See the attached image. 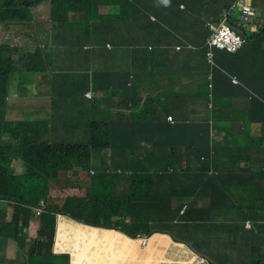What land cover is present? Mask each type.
<instances>
[{
	"label": "clouds",
	"instance_id": "9594fccd",
	"mask_svg": "<svg viewBox=\"0 0 264 264\" xmlns=\"http://www.w3.org/2000/svg\"><path fill=\"white\" fill-rule=\"evenodd\" d=\"M28 1L18 19L0 0V50L19 70L5 93L7 122L44 124L36 140L49 143L58 123L70 125L77 139H63L67 147L89 143L95 124L102 142L119 130L93 160L98 169L50 163L44 186L22 187L28 168L15 161L18 191L0 192V223L18 229L1 244L14 264H43L33 253L62 258L57 264H264V95L229 59L250 40L264 46V0H71L69 17L54 16L62 11L54 0ZM176 20L197 28L171 37L166 23ZM217 52L228 59L218 61ZM200 84L205 97L189 89ZM153 114L164 119L156 125ZM135 115L147 129L125 130ZM104 171L112 206L97 225L58 211L69 197L88 200L86 173ZM31 189L35 200L21 196Z\"/></svg>",
	"mask_w": 264,
	"mask_h": 264
},
{
	"label": "trees",
	"instance_id": "16d2710c",
	"mask_svg": "<svg viewBox=\"0 0 264 264\" xmlns=\"http://www.w3.org/2000/svg\"><path fill=\"white\" fill-rule=\"evenodd\" d=\"M12 1L13 0H9L8 6H15V8L18 9V13L21 15L18 19H21L22 15L28 11H23L20 9L24 7H31L30 1L20 0L17 3H13ZM43 1L44 0H33L35 4L41 3ZM70 1L71 0H54L56 6H62V11L56 10L54 16L56 17L57 15L61 14L64 17H69L71 10L68 7L64 8V6H72L68 4ZM95 3L97 4L96 0H86V3H83L79 6H94ZM76 13L80 14L79 9H76ZM81 18L84 19V17ZM169 26L170 23H166L167 33L169 36L174 37V34L168 30ZM206 35L207 31L203 27V36L205 37ZM253 43L254 42H251L250 40L242 52L239 53L238 57L229 56L230 60L239 61L240 63L237 67H232L231 71L233 73H239L241 70H244V75H247L250 72V90L252 89L251 91H253L256 89L258 94L264 95V46L260 45V43ZM217 53L218 61H225L228 59L225 53ZM30 61L31 63L36 64V69L40 68L38 57H32ZM11 64L13 63L8 60L4 54V51L0 50V192L10 196L14 194V190L18 191L19 179H21V177L14 176L10 170H12V166L15 161L18 159L20 160V158L24 160L28 168V172L24 177L29 181H25L23 184H21L24 188H26V186H32V182L44 186V168L45 166H50V163L56 164V167L68 172L71 171L73 165L80 166L88 172H90L89 170L98 169V167L93 164V160L96 158L98 151H107V145L113 143L112 141L118 134L119 129L113 127L109 134H113L115 129V135H111L110 138L105 137V141L102 142L101 139H99L96 131L97 124H95V127L92 128L93 136L89 143H79L77 145H71L67 147L65 146L66 144L60 143L63 139H69L71 137L73 138V141L77 139V135H74L70 125L58 123L53 131V143H49L51 141L48 140L46 142L43 141L42 138L40 141L36 140V132L38 130H42L43 133L45 132V125L42 123L23 121L11 122L9 124L5 117L7 107V95L5 93L8 83L10 84L12 79L15 78L13 76L15 71L19 72V70L15 69ZM28 68L33 70L32 67ZM238 75L241 76L240 74ZM260 98L261 101L264 102V96H260ZM158 112L164 114L162 110ZM258 116L264 124V110L258 113ZM163 119L164 118H162L161 114H153L151 117V121L156 125H158ZM136 120L137 123L133 124L132 122ZM127 122L128 126L125 130L139 127L147 129L146 125H144L142 122L141 116L135 115ZM108 125L111 124L108 123ZM58 129L63 134H67L69 132L68 130L71 129L72 133L69 136H63L58 133ZM201 129L205 133V136L202 138V142L205 143L207 138L206 125L202 124ZM66 150V154H63V152ZM66 155L70 156V160L65 159ZM119 161L120 157L114 156L113 154L110 163L112 169H118L120 166ZM46 174L50 175V169H48ZM86 174L87 175H85V177L87 176V178H90V193L88 195L89 199L86 200L81 199L82 197H69L66 199L64 204L60 205V209L58 208V211L62 212V214L73 216L76 219H81L89 224L97 225L104 216L103 214L107 212V204L112 206V203L110 202L104 188L108 182V179L111 180L112 177L110 174H107L106 171L102 172L101 174H97V176L94 177L91 176V173ZM148 179L150 180L152 178L148 177ZM86 181L89 183L88 179H86ZM1 193L0 196H2ZM25 194H30L28 196L29 201L35 200V197H31L32 189L23 192L21 196L23 197ZM155 204H159V206L164 209V213L169 214L165 206V201H156ZM167 219L171 220L170 218ZM4 230H6L8 236L4 234ZM17 230L18 229L14 226L2 227V224L0 223V264H14V260L9 255V249L1 246V244H3V242L9 243L11 240L10 237L17 239ZM126 233L134 236L129 228L126 230ZM49 243L50 246L54 245V241L52 239ZM36 259L41 261L43 264H57L62 260V258H51L50 256L44 254L40 257L39 254L33 253L32 260L35 261Z\"/></svg>",
	"mask_w": 264,
	"mask_h": 264
},
{
	"label": "rangeland",
	"instance_id": "374dc122",
	"mask_svg": "<svg viewBox=\"0 0 264 264\" xmlns=\"http://www.w3.org/2000/svg\"><path fill=\"white\" fill-rule=\"evenodd\" d=\"M249 33L253 32L254 29L253 27H250L249 29H246ZM147 85L154 91H168V85L164 82V81H160L158 82V84L156 85L153 81H149L147 82ZM191 92H200L201 96L205 97V93H206V89L205 87L200 84V85H196L194 87H189Z\"/></svg>",
	"mask_w": 264,
	"mask_h": 264
},
{
	"label": "crops",
	"instance_id": "0c3cea01",
	"mask_svg": "<svg viewBox=\"0 0 264 264\" xmlns=\"http://www.w3.org/2000/svg\"><path fill=\"white\" fill-rule=\"evenodd\" d=\"M187 28H197L196 22L192 23L188 20H184V21L176 20L170 24L168 30L172 33L175 32L180 34L183 29H187Z\"/></svg>",
	"mask_w": 264,
	"mask_h": 264
}]
</instances>
